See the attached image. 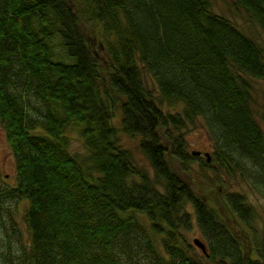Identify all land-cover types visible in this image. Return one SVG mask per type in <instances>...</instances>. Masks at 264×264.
<instances>
[{"label": "trees", "instance_id": "trees-1", "mask_svg": "<svg viewBox=\"0 0 264 264\" xmlns=\"http://www.w3.org/2000/svg\"><path fill=\"white\" fill-rule=\"evenodd\" d=\"M231 3L264 31V0ZM253 80L264 46L208 0H0V126L16 172L0 183V264H264V243L245 251L246 196L216 198L225 219L186 178L194 162L211 167L187 151L200 120L216 160L264 197ZM117 110L152 175L121 146ZM71 130L84 152L70 151ZM193 222L202 256L182 234Z\"/></svg>", "mask_w": 264, "mask_h": 264}, {"label": "rangeland", "instance_id": "rangeland-1", "mask_svg": "<svg viewBox=\"0 0 264 264\" xmlns=\"http://www.w3.org/2000/svg\"><path fill=\"white\" fill-rule=\"evenodd\" d=\"M208 1L210 3L211 11L228 17L246 34L252 36L258 43L264 46V31L254 20L250 19L247 15H244L243 12L236 11L232 6L231 0ZM80 25L83 28L92 51L95 55L99 56L101 51L98 47L96 25L92 21L84 18L80 20ZM57 52H61V50L57 49ZM144 78L147 88H149L151 93L158 94L150 77L145 75ZM253 86L254 89L252 95L254 102L252 104V108L254 117L264 132V122L260 118L264 97V80H253ZM119 120L120 113L117 110L114 113L112 123L118 129L117 136L121 146L129 151L132 162L138 169H143L152 175V168L138 147L140 137L128 135L121 131ZM184 135L187 144V151L189 153H192V151H200L199 156L202 159L209 158L208 162L211 164L210 168L203 167L198 161L191 164V173H189L186 178L192 180L193 188L196 193L208 201L217 204L225 219L228 216V212H225L223 204L221 202H217L216 198L224 196L226 192L238 191L243 193L246 196L247 202L253 207L255 214L249 227H246L243 223L240 225L248 232L247 236L244 237L246 246L245 251L252 258L257 257L260 251V245L264 243V197L255 188H253L243 176L240 175V172L233 169L234 174L231 175L216 160L213 142L200 120H196L193 125H188L184 131ZM69 136L71 137L69 146L70 151L80 153L84 152L85 150L77 133L74 130H71L69 131ZM15 173L14 158L10 153L9 147L4 138L3 129L0 126V183H3L4 180L10 182L11 184H15ZM25 206L26 202H23L19 205V209L22 210ZM19 221L22 225L23 223L21 220ZM227 222L231 224L230 221ZM182 234L187 242L194 246L193 252L202 256L203 253L200 248L195 246L192 242L195 237L203 240L195 222H193L190 230H183ZM248 236L250 238H248Z\"/></svg>", "mask_w": 264, "mask_h": 264}, {"label": "water", "instance_id": "water-1", "mask_svg": "<svg viewBox=\"0 0 264 264\" xmlns=\"http://www.w3.org/2000/svg\"><path fill=\"white\" fill-rule=\"evenodd\" d=\"M192 153L193 154H200V151H192ZM208 160H209V158H208ZM193 243L195 244V246L200 248L203 253L206 252V246H205V243L202 240H200L199 238L195 237V238H193Z\"/></svg>", "mask_w": 264, "mask_h": 264}]
</instances>
